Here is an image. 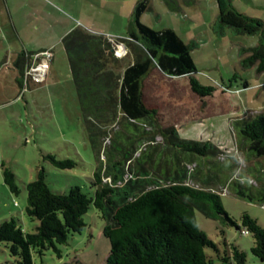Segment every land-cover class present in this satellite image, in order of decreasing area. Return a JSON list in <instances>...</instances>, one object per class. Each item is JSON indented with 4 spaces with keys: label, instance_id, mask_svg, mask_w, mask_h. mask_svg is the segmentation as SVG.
<instances>
[{
    "label": "rangeland",
    "instance_id": "374dc122",
    "mask_svg": "<svg viewBox=\"0 0 264 264\" xmlns=\"http://www.w3.org/2000/svg\"><path fill=\"white\" fill-rule=\"evenodd\" d=\"M50 1L61 8L55 11L40 4L37 7L48 13L41 19L32 14L27 0H0V225L15 218L24 233H34L40 225L26 214V184L37 179L39 170L45 171L46 183L55 193L67 194L75 186L94 195L91 182L99 165L100 143L92 136V123L80 109L62 42L66 30L77 25L98 35L124 38L131 30L134 9L141 0ZM164 2L150 0L149 11L141 22L157 31L173 29L192 45L196 79L213 86L217 93L199 97L191 90L188 77L176 79L154 68L143 84L144 105L158 111L156 119L161 127L175 126L181 139L208 141L229 153L215 159L212 166L208 164L209 176L216 185L206 187L221 196L223 209L240 230L222 218L210 219L198 209L195 220L217 245L223 248L225 243L232 244L246 254L247 264H264L252 253L256 246L254 234L243 235L240 224L243 216L249 215L264 229V201L259 195L262 188L253 173L264 167V158L250 162L251 152L237 151L238 135L233 125L238 118L264 116V74L260 76L254 67L243 69L241 64L242 49L255 47L261 36H244L220 25L217 0H192L187 4L179 0V12L170 10ZM233 2L239 12L264 24V0ZM42 49H47L42 53L50 52L52 57L36 59ZM27 58L35 64L48 63L45 81L35 83L36 73L28 76L19 66L21 59ZM235 75L237 78L233 79ZM245 82L249 87L244 89ZM100 140L103 148H108L110 139ZM156 140L162 142L161 137L156 136ZM50 155L60 161L73 160L77 165L60 170L52 165ZM101 159L106 158L101 155ZM188 168L193 171L196 166L190 164ZM6 169L15 176L18 194H13L4 182ZM237 180L243 183L248 196L254 195L252 199L237 195ZM189 183L204 187L203 183ZM100 215L92 208L84 216L87 227L70 235L68 244L58 245L61 258L49 249L43 256L35 254L34 264H107L111 244L103 233L105 221ZM7 246L0 241V264H16ZM205 253L215 255L212 250ZM214 264L221 262L216 258Z\"/></svg>",
    "mask_w": 264,
    "mask_h": 264
},
{
    "label": "trees",
    "instance_id": "16d2710c",
    "mask_svg": "<svg viewBox=\"0 0 264 264\" xmlns=\"http://www.w3.org/2000/svg\"><path fill=\"white\" fill-rule=\"evenodd\" d=\"M164 1L170 10L181 11L179 0ZM148 2H137L131 30L124 38L98 35L79 26L63 38L80 109L100 143L99 165L91 182L94 195L75 186L67 194L55 193L46 183L45 171L39 170L37 179L26 184V214L40 222L37 230L24 233L15 218L0 225V241L9 245L16 264H34V255L43 256L49 249L61 258L58 245L68 244L70 235L87 227L84 216L92 208L105 221L103 233L111 244L107 264H214L216 258L221 264H247L243 251L229 243L223 248L217 245L195 220L198 209L206 217L222 218L240 230L223 209L221 196L206 187L216 185L209 176L214 160L229 153L208 141L181 139L175 126L161 127L156 119L158 111L144 105L143 84L154 68L169 77H188L191 90L199 97H212L216 91L196 79L192 45L173 29L157 31L141 22L149 11ZM233 4V0H217V21L238 34L261 36L255 47L242 49L241 64L243 69L255 67L264 74V24L239 12ZM120 45L127 49L122 57L116 55ZM32 63L29 58L21 59L19 66L25 71ZM248 87L245 82L243 88ZM233 125L238 135L237 151L251 152L250 162L264 158V116L238 118ZM156 136L162 142L158 143ZM106 137L110 145L104 149L100 139ZM48 159L60 170L77 165L53 155ZM190 164L196 166L193 171ZM253 173L264 201V167ZM4 174L9 190L18 194L15 176L8 169ZM189 181L204 187H193ZM236 187L237 195L254 197L246 194L239 180ZM240 224L254 234L252 253L264 262V229L249 215H244ZM207 250H212L214 257L208 256Z\"/></svg>",
    "mask_w": 264,
    "mask_h": 264
},
{
    "label": "built area",
    "instance_id": "2783aa9c",
    "mask_svg": "<svg viewBox=\"0 0 264 264\" xmlns=\"http://www.w3.org/2000/svg\"><path fill=\"white\" fill-rule=\"evenodd\" d=\"M126 51H127L126 47L124 45H120L118 46V51H116V55L118 57H122L126 54ZM39 57H45V59H50L52 55L50 52H44V53L36 55V59H38ZM34 73H36L35 78H33L35 83L45 81L47 74H48V63L47 65H45V64H40V63L35 64L33 62L32 65H29V67H27L26 74L29 76L30 74H34ZM241 233L243 235H248L249 231L246 229H243Z\"/></svg>",
    "mask_w": 264,
    "mask_h": 264
},
{
    "label": "crops",
    "instance_id": "0c3cea01",
    "mask_svg": "<svg viewBox=\"0 0 264 264\" xmlns=\"http://www.w3.org/2000/svg\"><path fill=\"white\" fill-rule=\"evenodd\" d=\"M27 2H28V4H30L31 5V7L29 6V8H30V10H31V12H34V13H32L33 15H39L40 16V18L41 19H43L44 17H46L47 15H48V13H47V11L46 10H44L43 9V7H37V6H39L40 4H42L43 3V5H44V7H46V8H48V7H51V9L53 8L55 11H59V8H61V7H59L58 6V4L57 3H52L50 0H27ZM38 8H40V9H38ZM40 11V12H39ZM38 12H39V14H38ZM49 14H51L50 12H49ZM19 14H17V16H18ZM29 16H31V14L29 15ZM77 26V25H76ZM76 26H73L72 28H70V30H66V33H68V31L70 32L71 30H73ZM16 27V26H15ZM15 31H16V28H15ZM65 33V34H66ZM43 51H47V49H42V50H40V54L43 52ZM40 64H45V65H47V63L45 62V61H40L39 62ZM38 63V64H39ZM33 64V63H32ZM31 64V65H32ZM255 68V67H254ZM256 69V68H255ZM56 75V74H55ZM57 76V75H56ZM260 76H263V73L262 74H260ZM176 78V77H175ZM181 78H185V77H181ZM176 79H179V78H176ZM213 87V86H212ZM223 91V90H222ZM224 93H225V91H223ZM215 93H217V92H215Z\"/></svg>",
    "mask_w": 264,
    "mask_h": 264
}]
</instances>
